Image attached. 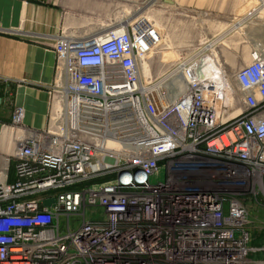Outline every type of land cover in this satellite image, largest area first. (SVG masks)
Instances as JSON below:
<instances>
[{"label": "built area", "instance_id": "1", "mask_svg": "<svg viewBox=\"0 0 264 264\" xmlns=\"http://www.w3.org/2000/svg\"><path fill=\"white\" fill-rule=\"evenodd\" d=\"M141 26L61 36L50 126L14 110L24 137L0 182V264H264L250 259L264 246L251 247L247 203L264 206V49L234 85L199 76L207 55L180 62L171 100Z\"/></svg>", "mask_w": 264, "mask_h": 264}, {"label": "crops", "instance_id": "2", "mask_svg": "<svg viewBox=\"0 0 264 264\" xmlns=\"http://www.w3.org/2000/svg\"><path fill=\"white\" fill-rule=\"evenodd\" d=\"M135 1L0 0V107L9 102L13 110L22 108L25 127L47 129L63 83V68L55 51L59 38L88 40L134 25ZM172 1L173 5H163L174 6ZM192 7L198 14L211 11L217 26H227L218 33L219 40L227 36L231 47L249 45L251 59L264 44V0H193ZM194 56L174 62L172 68L198 55ZM2 111L0 122L10 124L13 111L7 116ZM23 137L17 130L0 132V164L4 166L18 153Z\"/></svg>", "mask_w": 264, "mask_h": 264}, {"label": "rangeland", "instance_id": "3", "mask_svg": "<svg viewBox=\"0 0 264 264\" xmlns=\"http://www.w3.org/2000/svg\"><path fill=\"white\" fill-rule=\"evenodd\" d=\"M154 3L135 1L137 23L142 25L141 28L144 27L143 29L148 31L147 33L156 43L149 64L153 79L169 78L170 76L167 75L172 70L174 62L185 60L194 55H198V57L211 55L212 53L208 51L202 53L209 44L213 46V50L219 55L221 63L226 66L227 74L234 85L236 71L252 60V51L247 47L249 45H245L246 47H231L229 41H227V36H223V39L219 40L218 33L227 29V26H217V22L209 10H202L199 14L194 12L193 0H175L174 6L163 5L166 4L164 0L163 3ZM261 45L260 50L264 49V44ZM239 61L241 63H238ZM149 69L144 66V78L150 76ZM0 109L3 110L2 113H5L3 116L9 115L15 110V108L12 109L9 102ZM6 130L16 129L12 122L10 124L0 122V132ZM14 166V156L8 158L4 166L0 164V181L4 180L5 175H8L9 181L10 178L12 179L15 176ZM163 179L164 175L159 178L161 181ZM152 181L156 183L158 180L153 179ZM247 203L251 246L261 248L264 246V206L258 204L254 199L249 200ZM98 217L102 218L100 215ZM78 225L79 222H75L72 229L74 230ZM250 259L260 261L264 260V256L254 254L251 255Z\"/></svg>", "mask_w": 264, "mask_h": 264}, {"label": "bare ground", "instance_id": "4", "mask_svg": "<svg viewBox=\"0 0 264 264\" xmlns=\"http://www.w3.org/2000/svg\"><path fill=\"white\" fill-rule=\"evenodd\" d=\"M206 51L211 52V55H207L206 58L201 59L200 62H204L205 66L204 70H201L198 74L202 78L212 79V78H223L224 75L227 76V70L223 69L220 64V60L218 54L213 50V47L208 45L202 53ZM214 71V72H213ZM169 78H165L166 85L169 89V99L174 100L178 97L184 90L185 84L179 76L167 75ZM124 138H126L124 136ZM113 143V142H112ZM113 145V144H111Z\"/></svg>", "mask_w": 264, "mask_h": 264}, {"label": "water", "instance_id": "5", "mask_svg": "<svg viewBox=\"0 0 264 264\" xmlns=\"http://www.w3.org/2000/svg\"><path fill=\"white\" fill-rule=\"evenodd\" d=\"M165 3L173 5L172 0H165ZM43 204L45 207H55L56 201L55 200H47V201H44Z\"/></svg>", "mask_w": 264, "mask_h": 264}]
</instances>
